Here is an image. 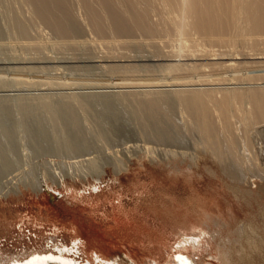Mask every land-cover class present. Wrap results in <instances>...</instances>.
Instances as JSON below:
<instances>
[{"label":"bare ground","instance_id":"bare-ground-1","mask_svg":"<svg viewBox=\"0 0 264 264\" xmlns=\"http://www.w3.org/2000/svg\"><path fill=\"white\" fill-rule=\"evenodd\" d=\"M0 12L5 14H2L3 18L7 17L11 32L15 33V35L13 34L14 40L17 37L20 41L24 53L21 54L22 51H20L21 55L19 56L27 60V63L28 60L40 62L42 58L46 57L43 56L42 48L46 47L47 50L48 39L58 42L62 48L70 47L71 49H76L75 46L82 42L85 46L87 44L85 42H93L98 45L96 46L98 49L101 48L97 56L87 57V59H91L88 62H92L99 70L101 68L103 74L110 75L112 73L110 78L117 74L120 76L121 74L118 72L122 73L120 80H117L119 76L115 78L117 81L114 79L115 84L107 75H104L110 81L107 82V79L106 82H102L105 77H101L103 80L100 82V86H96L97 88H102V85H105L106 88L108 83H110V87L112 84V87L118 84L120 88L124 86L123 84L127 85L126 87H129L128 84L140 86L138 89L129 88L130 90L125 87V90L120 89L117 94L109 91V93L91 95H81L77 92L73 94L72 92L71 95H68L69 92H67L65 93L67 97L63 98L64 96L61 95L62 99L59 98L60 100L53 99L52 94V97L41 94L44 97L39 95L40 98L37 97L39 102L34 99L36 96H33V101L37 100L36 106L40 105L39 108L36 107L37 110H40L42 106L41 110L44 112L47 110L52 122L59 124L63 118L66 121L63 120L62 124L70 121L69 125L65 127L66 129L68 127L67 130L61 129L58 142L61 144L60 148L65 149V152L75 153L73 157L78 160L69 155L68 157L74 161L70 159L67 162L68 165L66 161L57 162L58 165H61L55 167V172L51 171L50 167L43 166L41 172L35 169L26 170V175L17 177L14 182L8 178L9 182L5 181L6 186L4 182L0 184L1 196H8L12 193L18 195L24 187L39 192L43 186L41 177L51 179L55 184L66 182L69 177L78 176L83 179L91 177L101 182L108 173V168L112 169L118 177L130 169L134 158L140 160L146 158L151 162L165 164L174 163V160L178 159L179 162L189 161L188 164L192 167H199L201 160L208 159L214 164L216 172L223 175L222 179L225 180L227 187L236 198H243L249 203L252 199H260L258 216L261 222L254 218H248L232 224V214L230 215L231 220L220 215L214 219L211 213L204 210L195 211L197 221L194 222L191 215L185 213L181 221H176L180 222L182 226L177 227L180 230V238L177 241L178 254L175 258L173 257L171 263L216 264L215 261V263L213 261L198 262L193 256L191 258L189 254H185L183 249L192 248L199 252L210 251L213 242H217L220 264H264V0H0ZM3 37L5 36L3 35ZM87 48L90 47L86 46ZM151 48L153 49L149 50ZM15 53H17L16 50ZM59 53L61 54L60 51ZM64 54L65 52L61 54L63 58ZM75 56L71 58L73 61L75 58L76 60L80 59L79 56ZM84 56L86 57V54ZM50 59L52 60V57L48 58V60ZM17 60L19 61L16 59L14 62ZM25 60L23 61L25 62ZM19 65L21 66V64ZM25 66H23V72L20 70V77L15 72L16 86L19 87L17 82L23 87L29 83L27 87L34 84L36 88V83H41V80L37 79L40 76L38 71L40 67L35 65L34 69L38 71L36 74L35 71H30L31 67L33 69V65L26 72L25 69L28 66ZM57 66L62 69L61 66ZM86 66L87 64L84 67ZM42 68L46 70V67L42 66ZM27 72L28 74L35 73L31 77L27 74L24 78ZM23 73L24 76L21 77ZM127 73H130L131 76H123ZM133 73L136 75L137 73L145 74L143 75L145 79L141 75L133 76ZM33 75L38 77L34 76L35 78H33ZM69 77L71 79L72 76ZM77 77L79 78V76ZM12 79L14 80V77ZM44 79L45 77L42 82L46 81ZM7 80L0 78V83H5ZM65 80L67 81L58 80V85L74 83L68 78ZM78 81L80 82V79ZM3 85L0 86L5 87L8 84ZM41 85L42 83L38 86ZM18 99L16 98L17 102L20 100ZM21 99L23 100V97ZM24 99L26 98L24 97ZM114 99L118 101L119 105L126 104L124 108L125 111L126 109L129 111V113L126 112L128 120L132 116L133 120L137 119V121L134 120V123L137 122V125L139 123L138 131L142 135H146L147 138L155 137V140H159L157 146L146 142L143 144L140 141L142 144L127 143L128 145L123 144L121 149L111 148L109 151L106 150L107 152L104 151L102 156L100 154V156H96V154L89 156L90 152L88 154L86 150L93 146L92 143L85 137L69 136L66 133L69 131L76 133L83 128V120L77 116L81 112H84L82 115L79 114L81 118L85 113L86 117L92 114L93 117L100 115L103 118L100 122L95 117V120L102 125L97 130L101 137L107 135L108 132L109 134L110 132L121 133V128L118 126L122 120L121 116L117 115L114 107L113 109L110 107V103ZM33 101L32 104H35ZM26 103H21L22 105L18 106L21 105L26 111L25 113L22 110L23 113L30 112L31 114L28 115H32L33 111L31 110L35 106L30 103L31 109L28 106L29 103ZM115 103L113 104L116 105ZM10 104L8 101L6 108H11ZM55 106L59 107L53 110ZM15 108L16 105L12 109L15 111ZM5 110L3 111L5 112ZM37 110L34 109V111ZM77 110H79L78 113ZM9 111L12 112L11 109ZM16 111L18 112V109ZM27 111L29 112L27 113ZM18 114L21 113L18 112ZM105 116H108L109 119ZM122 117L124 118V116ZM23 118L25 119L24 115ZM87 119L89 120L88 117ZM124 120L127 121L125 118ZM129 121L132 122V120ZM94 123L93 125H95ZM123 123L127 125L126 122L123 121ZM61 125L59 124L60 127ZM59 128L56 129L59 130ZM11 129L10 126L9 132L13 133L15 128L12 129L13 131ZM35 130L37 131V129ZM17 131L14 132V137L17 136ZM36 131L33 132L36 136L33 134L34 137L28 136L32 139L38 137ZM142 135L141 137H143ZM11 136L8 135L7 138L4 135L3 137L8 140ZM141 137L139 136V138ZM36 139L35 141H38ZM40 140L38 142L41 144ZM106 142L109 143L107 139L104 143ZM12 143H15L14 140ZM37 145L35 144L36 149ZM1 146L0 144V174L13 169V161L15 160L16 165V161L19 160L16 156L13 161L9 157L8 152L12 150V147L8 151L9 148L5 150V147ZM103 148L105 150L106 147ZM16 153L14 152V154ZM78 153L83 158L77 157ZM86 154L87 157H85ZM36 203H39L38 206L41 205V208L35 218L39 217L40 220H45L43 219L44 214L49 216L47 218L49 222H54L55 216L49 211V208L46 207L45 210L42 208V204H46V201L38 200ZM225 227H228L229 231L226 236L224 234ZM129 228L126 224L110 227L113 233H110L109 237L122 240L125 231ZM121 235L122 237H120ZM54 246L57 248L56 252L52 249L34 250L27 253L28 255L22 254L3 260L1 258L0 264H77V260L68 255L72 248H77L75 245L70 249L64 244ZM210 253L216 257L211 251ZM195 254L196 252L193 255ZM49 256L53 259H47Z\"/></svg>","mask_w":264,"mask_h":264},{"label":"rangeland","instance_id":"rangeland-1","mask_svg":"<svg viewBox=\"0 0 264 264\" xmlns=\"http://www.w3.org/2000/svg\"><path fill=\"white\" fill-rule=\"evenodd\" d=\"M2 14L0 12V78L5 80L8 79V82L6 81L5 83H0V85H5L6 83L8 85H5V87L0 86V127L3 125L0 129V135L4 133L2 136H0V144L3 146V148L5 147V150H8L9 148L8 151H10L12 149V152L10 151L11 153L8 152L9 157L12 161L15 159V156L19 159L16 161V165L15 160L13 161V169H10V171H7V173L3 172L2 174H0V184H2L3 182L5 184V181H8V178L14 182L16 181L17 177L26 175L27 171L31 169H35L36 171L41 172L43 166L45 168L50 167V170L55 172V167L61 165H58V163L66 161L67 164L70 159L71 161H74L73 159H75L73 157L75 153L72 154L71 152L67 151V154V152L64 151L65 149L60 148L61 144L58 142L62 130L65 131L68 129V127L67 129L65 127L69 125L70 121L65 122L66 120L63 118L66 125H64L65 123L62 124V120L61 123H59L60 125L62 124L60 127L59 124L52 122V119H50L47 110L46 112L48 113V115L46 112H44V110H41L43 109L42 106L40 110H37L40 106L38 103L37 104L39 106H36L37 100L39 102V95L41 96V94H47L46 96H51L52 94L53 99L60 100L59 98L62 99V96H64L63 98H65V96L67 97V94H72V92L73 94L77 92V94L81 95H91L99 93L101 94L103 92L109 93L110 91V93L117 94L120 89L125 90V87L127 85L123 84V88H120V85L118 84L116 85L118 88L115 85L114 86L116 88L112 87L113 84H115V82H113L114 79L118 77L119 74H117L116 72L117 75L115 77L111 76L112 78H110V75L112 73L110 75L103 74L101 68L100 71L97 66L93 65L92 62H88L91 59H87V57L97 56V53H99V49L101 48L100 47L98 49V47H96L98 45L93 44V42H90L91 44L85 42V44L87 43L86 46L90 47L87 49L84 45V42L79 44L82 47L84 45L83 48L77 45L75 46L76 49H71L70 47L62 48V46H60L58 42L56 43V41L54 40H50V42L48 39L47 43L50 44L48 45L46 43V45L48 46L47 50L46 47L42 48L43 51L41 50L43 52V56L46 57L42 58V61L40 60V62L35 60H28V64L27 60H25L22 56H19L24 53L20 41L17 39V37V40H14L13 34L15 35V33L11 32L12 30L10 29L11 27L9 25L8 19L6 16V19L5 17L3 18V15L5 14ZM5 21H7L8 23ZM5 23H7L8 25ZM3 35L6 38L3 37ZM3 38L7 40H4ZM13 43H15L16 45ZM14 45L17 46V49ZM19 46L21 47L19 48ZM152 49L153 48L149 50ZM15 50L17 53H15ZM59 51L61 52V54L65 52L64 58L62 57L63 55L59 53ZM47 52L49 55L46 54ZM85 54L86 57L84 56ZM75 55L80 57L81 60L77 58L79 63L76 58L75 60L77 62L71 59L76 57ZM9 57H11L13 60ZM47 57H52V60H48ZM14 58L19 59V61L17 60L18 62H14L16 60ZM23 60H25V62ZM84 60H86V63L84 62ZM84 63L87 64V68L84 67ZM19 64H21V66ZM22 64L23 66L27 65L29 67L25 69V72L29 71L31 65L34 66L33 69L36 67L35 65H37V67H40L38 68V71L40 73L39 78H37L38 76L33 75V78L36 77L37 79L41 80L42 85L40 87L38 86L41 84L39 82L36 83V88L34 87V84H30V87H27V85H29L28 82V84L26 83L27 85L24 87L18 82L17 84L19 87L16 86L15 72H17L18 74H16L19 76V73H21V71H24ZM57 65L61 66L62 69L58 68ZM82 65H84V68L82 67ZM9 66H12L13 68L11 69ZM42 66L46 67V70L45 68L41 69ZM4 67L5 69L7 68V71L4 69ZM9 68L11 69V71ZM33 69L31 67L30 71H35V69ZM49 69L53 70L50 71ZM8 70L10 72V75L12 74L14 76H10ZM37 72L36 74H38ZM76 72L78 73V75ZM34 73H31L29 75L27 72L24 78H26L27 74L29 77H31ZM118 73L122 75L121 72ZM129 74L130 73H127L126 75L123 74V76H131V74ZM133 74V76L141 75L145 79V76H143L145 74ZM104 75H107L110 78L111 82H113V84L111 83L112 88L109 86L110 83H108L106 88L105 85H102V88L96 87L103 80L101 79V77H103ZM121 75L117 80H120L119 78L122 77ZM22 76H24V73L23 75H21V77ZM69 76H72L71 79ZM77 76H79V78ZM12 77H14V80L12 79ZM40 77H45L46 81L42 82L43 78ZM57 77L58 80L62 79L64 81H67L65 79L68 78V80H73L72 82L74 83L72 85H69L70 83H67L68 85H62L60 83V86L58 85ZM104 77L105 79L102 82H106L105 80L107 79V82L110 81L108 77ZM79 79L80 82L78 81ZM117 80L115 79V81ZM130 85L128 84L129 87H126L128 88L127 90L140 88V86L137 87L133 86L132 84L130 87ZM44 95L42 96L44 97ZM21 96L23 97V100L21 99ZM33 96H36V98H34L37 99L36 102L35 100L33 101ZM18 97L20 100L18 99ZM24 97L26 99H24ZM16 98L20 102H17ZM28 98L32 100L30 101ZM26 100L30 102H27ZM8 101L9 104L13 103L10 104L11 108H6V106L8 105ZM25 101L29 103L28 106H30V103L32 104V101L35 102V104H32V106H35L33 109L31 108V106L29 107L32 109L31 111H33L32 115H28L30 113V109L29 111H27V113H29L25 114L26 111H24L21 106L23 103H26ZM115 101L116 100L114 99L112 103H110V107L112 109L114 107L116 109H114V111L117 113V115H120V118L127 123L126 125L122 120H120L118 126L119 128H121V133L117 134V132H110L109 134L108 132L107 135H104L105 137L103 135L101 137L100 135H98L99 131L97 130H99V127L101 125L100 122L103 120V118L100 117V115L99 117L98 115H95L97 120L100 121L99 122L95 120V117H93L91 113H89L91 114V116H87L89 120L85 116L86 113L84 115L85 117L82 116L83 118H81L80 115L84 114V112L80 111L81 113H78L79 110H77V116H79V118L83 120V122L81 120V122L83 123V128L76 133L72 131L66 133H68L69 136L76 135L79 137L81 136L87 138L93 145L90 148L91 150H86L87 153H92L91 155L88 153L89 156H95V154L96 156L99 154L102 156L104 151H109L111 150V148L121 149V147L124 146L123 144L127 143L144 144V142H146L151 145L157 146L159 144L158 139L155 140V137L147 138L146 135H142L140 131H138L139 123L138 125L136 124L137 122L134 123L135 119H132V115L131 118L130 116H128L130 118L129 120H132V122L128 120L126 115L127 113H129V111L127 109L125 111L124 108V105L126 104L119 105L118 101H116V103ZM113 103H115L116 105H114ZM1 104H3L4 106H2ZM19 104H21V107L18 106ZM15 105V109H18V112L23 114L25 119L23 118V115L20 114V116L16 110H13ZM58 107L59 106H55L53 110H56ZM10 109L12 112L9 111ZM34 109L37 111H34ZM3 110H5V112ZM22 110L25 113H23ZM31 116L32 118L30 119ZM66 116H68V114ZM112 116L114 117V114H112ZM122 116H124V118L127 119L128 122L124 120ZM113 117L111 118L113 119ZM20 118L22 119L20 120ZM106 118H108V116ZM67 119L69 120V118ZM87 121H89L90 123ZM135 121H137V119ZM92 122H95V125H93ZM9 125L12 129L15 128L14 132L18 130L16 132L18 133L17 136L15 134L16 137H14V132H9ZM55 126L57 129L60 127L59 130H57ZM95 126H98L97 129ZM35 129H37V131ZM35 131L36 133H38L37 136L40 139L42 138V140H40L38 137L32 139V137L36 136V134H34ZM4 135L7 138L8 135H12L13 137L11 136V138L13 139L10 138L7 140V138L3 137ZM28 135H32V137H29ZM108 135H111L112 137ZM141 135L143 137H141ZM139 136L141 138H139ZM16 138L17 140H15ZM97 138L100 140H98ZM19 139L20 141H22L23 139V141L26 142H20ZM35 139L38 141L40 140L41 144L38 141H35ZM104 139H107L109 143H104ZM11 140H14L16 144L20 145L17 146L15 143L14 145ZM30 140L36 145L40 144L43 147V150L40 145H37L36 149L35 144H32ZM21 146L22 148L24 147L25 151L21 148ZM96 146L100 147L97 148ZM10 147L12 148L10 149ZM103 147H106L105 150ZM14 152L17 153L14 154ZM79 154L80 153H78V155ZM69 155L72 156L73 159L68 157ZM87 156L88 155L86 154L85 157ZM77 157H80V159L83 158L82 155H79ZM66 158H68V161L66 160ZM138 159L134 158V160L132 161L130 167L131 170L129 169L128 171H125L118 177L114 174V171L112 169L108 168V173L104 176L101 182H98L91 177H89L88 179H83L78 176L69 177L66 182H58L57 184H55L51 179L48 180L44 177H41L40 179L43 186L41 187V191L39 192L31 188L24 187L22 188L23 191L18 195L15 193H12L8 196L0 195V259L2 258L3 260L10 257L21 256L22 254L24 255L34 250L44 251L52 249L54 252H56L57 248L54 245L64 244L68 246L69 249L72 248L73 245L77 247L72 248V251L68 253L69 257L77 260V264H111L112 262H116L115 264H172L171 261L173 257L175 258L176 254H178L177 241L180 238V230L177 227L182 226L180 222L176 221H181L185 213L191 215L194 222L197 221L195 217L196 210L207 211L212 214L214 219L218 215H220L222 217L224 216V218L228 220H231L230 215L232 214V224H236V222L241 221V219L243 220L248 218H254L261 222V219L258 216V209L259 205L261 204L259 202L260 199H252L249 203L243 198H236L235 195L232 194V192L227 187L225 180L222 179L223 175L216 172L214 164L211 163L208 159L201 160L199 167H192L190 166V164H188L189 161L179 162L178 159L174 160V163L166 164L161 162H151L146 158H142L144 159L143 161H141L142 159ZM75 160H78V158ZM54 162L56 163V165ZM61 167L66 168L63 166ZM6 174H10L8 175L9 177ZM38 200H40L41 202L46 201V204H42V208L44 210L46 207L49 208V211L52 212V214H54L55 216L54 222L56 224L54 222L48 221V215L43 214V219L45 220H40L41 218L39 217H37V219L35 218L37 212L39 211V208H41V205L39 207V203H36L38 202ZM118 222L121 225L126 224L128 227H130L129 230L125 231V236L122 240H120V238L109 237L110 233H113L110 227L119 226ZM227 228L228 227L224 228L225 236L229 233ZM114 234L115 236H118V234ZM120 237H122V235ZM216 243L213 242L212 249L210 250L216 257H213L209 250L199 252L198 250L196 251L192 248H184L183 252L185 254H189L190 257L193 256V258L198 260V262L204 261L206 263H209L210 261H215L216 264H220L221 262L217 254L218 243ZM194 252H196L195 255H193Z\"/></svg>","mask_w":264,"mask_h":264},{"label":"snow or ice","instance_id":"snow-or-ice-1","mask_svg":"<svg viewBox=\"0 0 264 264\" xmlns=\"http://www.w3.org/2000/svg\"><path fill=\"white\" fill-rule=\"evenodd\" d=\"M47 259L51 260V259H53V258L49 256V257H47Z\"/></svg>","mask_w":264,"mask_h":264}]
</instances>
